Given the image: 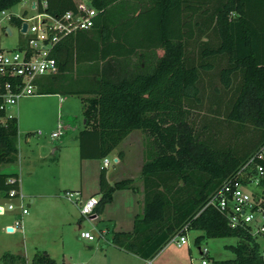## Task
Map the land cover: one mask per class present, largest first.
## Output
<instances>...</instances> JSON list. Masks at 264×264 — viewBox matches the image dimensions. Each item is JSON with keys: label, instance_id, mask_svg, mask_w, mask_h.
<instances>
[{"label": "trees", "instance_id": "obj_1", "mask_svg": "<svg viewBox=\"0 0 264 264\" xmlns=\"http://www.w3.org/2000/svg\"><path fill=\"white\" fill-rule=\"evenodd\" d=\"M19 1L0 0V10ZM36 1L40 12L53 16L74 11L78 4ZM88 4L97 11L93 25L62 37L51 55L58 69L84 70L89 76L43 75L35 84L39 95L83 96L84 123L76 136L80 160L105 158L131 131L144 135L141 209L133 216L131 230L113 232L110 243L149 260L186 226L184 234L200 231L195 245L207 238H237L227 247L233 258L209 257L208 264H264V253L244 229L228 227L220 213L204 206L212 190L233 177L264 141V0ZM203 84L208 91L204 110ZM247 99L256 103L254 120L240 114ZM16 136V118L6 117L0 125L4 197L18 190L17 174L1 170L17 162ZM105 168L99 169L93 213L109 202L113 191L135 190L130 178L109 184ZM0 261L27 264L9 252L2 253ZM29 264L53 260L44 250H35Z\"/></svg>", "mask_w": 264, "mask_h": 264}, {"label": "rangeland", "instance_id": "obj_2", "mask_svg": "<svg viewBox=\"0 0 264 264\" xmlns=\"http://www.w3.org/2000/svg\"><path fill=\"white\" fill-rule=\"evenodd\" d=\"M76 3L88 4V0H75ZM28 6V0H20L13 5L9 12L19 13L23 8ZM7 26L11 31L10 35L4 34L0 29V47L4 49H11L17 43L20 35L15 26L9 25L6 22L0 24ZM205 79V78H204ZM204 83V80H203ZM204 95L202 97L203 110L207 107L206 96L208 95L207 85L203 84ZM58 97H44L43 95L30 96L20 98L16 104L6 108L5 114L17 118L18 129L16 142L18 145V158L16 165L1 169L2 171H15L19 173L20 185L22 193H49L52 192L58 197L57 201H53L47 197L35 198L34 194L26 196L21 200L4 197L0 192V206L3 208V213L0 214V256L4 252L22 253L26 257L27 264L33 252L34 242L39 246L49 247L55 264H61L62 261L67 260L68 255L78 246L90 245L98 250L103 249L104 242L98 238L99 228H104L108 221H117V228H126L131 230L132 216L139 212L136 205L137 194L130 195V205L127 208H121L119 201L105 203L103 212L95 218L80 217L77 207L62 198L65 189L74 188L80 179L81 174L85 173L81 167V160L78 157V142L75 139L77 130L81 128V104L78 96L72 95L65 98L63 106H58ZM21 110L18 111V108ZM256 108V103L252 99H247L243 102L240 114L247 120H254L251 111ZM69 112V124L78 125V129L67 130L58 138L51 139L49 133L51 131V121L55 119L57 113ZM252 116V118L250 117ZM19 120V121H18ZM251 123H255L251 121ZM257 124V122L255 123ZM251 127V126H250ZM27 136V141L25 137ZM121 154H124V160L119 164L113 161L115 152L109 153L106 159L109 161L107 171L113 173L118 178H125L130 175L132 179V186L136 189H141V179L139 176L140 166L146 158V150L144 147V135L140 131H131L119 144ZM54 149V153H51ZM117 156V155H116ZM22 162L18 164V159ZM26 161H34L38 163L34 171H30L26 165ZM83 165L89 164L90 174L86 177V183L92 181L91 177L96 174V169L102 166V160H86ZM86 169V170H87ZM88 171H86V174ZM74 185V186H71ZM71 186V187H70ZM84 196V195H83ZM29 197L33 200L28 203ZM11 204L12 210H7V205ZM20 204L26 209L27 213L20 217L21 229L15 232H6L4 224L12 222L14 219H19ZM128 206V203L126 204ZM140 205V204H139ZM140 208V207H139ZM61 210L65 214L72 215L68 221H61L59 213ZM79 226V227H78ZM80 231H87L90 238L85 240H78L77 236ZM200 231L189 230L186 232V244L176 247L175 244L169 241L159 253L160 259L170 257L172 260L180 264H199L200 255L197 247L206 249V258L209 257L214 260H225L234 257V254L227 249L229 245H235L237 238L221 237V238H207L195 245L193 239L199 235ZM108 236V234H107ZM260 245L264 243L261 238H257ZM77 241L79 244H77ZM1 264V261H0Z\"/></svg>", "mask_w": 264, "mask_h": 264}, {"label": "built area", "instance_id": "obj_3", "mask_svg": "<svg viewBox=\"0 0 264 264\" xmlns=\"http://www.w3.org/2000/svg\"><path fill=\"white\" fill-rule=\"evenodd\" d=\"M41 8L45 3H40ZM10 9V8H9ZM9 9L0 10V24L3 22L15 26L20 38L11 49L0 47V125L5 122L6 108L16 104L20 98L37 95L35 80L43 75L57 72L55 58L51 55L56 43L69 34L80 30H87L93 25V18L97 11L86 4L79 2L76 9L65 11L59 16H53L38 10L36 0H28V6L19 13H11ZM12 19L16 23H12ZM22 24L25 25L21 31ZM1 31L10 35L7 26H1ZM63 130L62 121L59 120L54 131L49 133L51 139L57 138ZM102 160V167H107L109 161ZM116 160V159H115ZM112 162L115 163L113 160ZM264 141L246 159L240 169L231 178L224 179L208 195L204 206H211L220 213L230 228L244 229L259 245L257 238L264 243ZM240 179V180H238ZM9 179L8 182H12ZM8 198L22 200L18 190H10ZM62 198L77 207L82 218L92 215L98 198L95 196L82 197L78 191H64ZM7 210H12L11 204ZM0 207V214L3 213ZM26 209L20 204L19 219H14L9 232L21 229L20 217L26 214ZM186 230L184 226L178 234L169 241L176 247L186 244ZM7 232V231H6ZM79 236L90 238L87 231H82ZM200 260L199 264H208L206 249L197 247ZM145 264H150L145 260Z\"/></svg>", "mask_w": 264, "mask_h": 264}, {"label": "crops", "instance_id": "obj_4", "mask_svg": "<svg viewBox=\"0 0 264 264\" xmlns=\"http://www.w3.org/2000/svg\"><path fill=\"white\" fill-rule=\"evenodd\" d=\"M85 1H87V0H85ZM56 64H57V72L53 73V74H47V75H58V76H61V75L68 74L72 78H81V79L83 78L84 79V77H86L89 74L88 72H86L84 70L83 71L79 70L78 72L73 71L72 73H67L66 71H63L60 68L58 69L59 63L56 62ZM76 74H78V75H76ZM37 95H39V94H37ZM41 95H43L44 97H48V96L58 97V101H57L58 102V106L61 107V108L62 107H66L65 110L68 109V106H63V104L65 102V98L67 97V95H64V94H41ZM69 96H72V95H69ZM82 97L78 96V100H79V102L81 104V113H82V103H81V98ZM20 110H21V107L18 108V111H20ZM81 116H82V114H81ZM70 117L72 118V115L69 112H64L63 114L58 112L56 117H55V119H53L51 121V128L52 129H51L50 132L55 130L59 120H61L62 124H63V130H62V132H61V134L59 136L64 134L67 130L76 131L78 129V127H77L78 125L77 124L76 125L69 124ZM16 120H17V118H16ZM83 123H84V121H83V118H82L81 128L77 130V133H78L79 130L82 129ZM18 125H19V123H17V129H18ZM134 131H136V130H134ZM27 136L28 135H26V137H25V141L28 140ZM76 136H75V139H76ZM16 147H17V158H18V150L19 149H18L17 142H16ZM112 152H115V154L117 155V156L113 155V157H114L113 160L115 161L116 165L119 164V162L121 160L125 159L124 158L125 157L124 154H121V153L119 154L120 148L118 147V145L110 153H112ZM51 153H54V149H51ZM86 160L88 161V160H91V159H83V160H81V165L80 166L83 167V170H85V173L81 174V179H80L79 183L76 186L71 185V186H74V188L70 186L71 188L69 190L65 189L64 191H78L81 194V196L84 197V198L87 197V196H91V195H93V196L98 198V195H97L98 184H97V182H98L99 169L101 167L99 166L96 169V173H95L96 175L94 177H91L92 181L90 180L89 183H86L85 179H86V177H89V174H90V169H87V168H89L90 165L89 164L83 165L84 163H82V162H84ZM92 160H96V159H92ZM20 162H22V159L19 158L18 159V164H17L18 167H19V163ZM25 163H26V165H27V167H28V169L30 171H34L35 170V166L38 165V163H36L34 161H26ZM10 167H12V166H10ZM107 167L105 168V177H106V180L108 181V183L112 184L114 181L120 180V178L114 176L113 173H109L107 171ZM86 171H88L87 174H86ZM4 172H14V173H16L15 171H4ZM17 178H18V191L20 192V194L22 195L23 198L25 197V195L26 196H30V194H34V197L36 199L37 198H41V197H47V198H50L53 201L54 200L55 201L58 200V197L56 196V194H54L52 192H49V193H43V192L33 193L32 192V193L24 195L22 193V187L20 185L19 173L17 174ZM125 178H131V177L129 175V176L125 177ZM121 179H123V178H121ZM132 193L137 194V198H136L135 202H136V205H137L138 209H141L142 192H141V189H136V188H135L134 191H132L131 189H128V188H124V189L113 191L112 194H111V198L109 200V203L113 202L114 200L119 201L120 207L121 208H125L128 211L127 208L129 207L130 202H131L129 194H132ZM32 201L33 200L29 197L28 203H26V206H29V203H31ZM127 203H128V206L126 205ZM103 206L104 205H102V207L98 210V212L92 213L90 218L92 219V218L98 217L97 215L98 214L100 215L103 212ZM138 211H140V210H138ZM136 213H138V212H136ZM135 214H133V216ZM59 216H60L61 221H64V222L68 221L69 219H71L70 217H72V215L69 214V213L65 214L63 212V210H61V213H59ZM133 216H132V219H133ZM9 225H11V223L10 222H6L4 224V227H7ZM131 227H132V221H131ZM21 228H22V226H21ZM119 231H130V230H126V228H123V230H121V228H117V221H115V220H112V222L108 221L107 224H105L104 228H99L98 233H97L98 238H100L102 240V242H104V246L105 247L103 249L98 250V248H93L90 245H82L80 247V249H79L78 246H80V245H78L77 248L75 250H72V252L68 255V257H67L68 259L65 260V261H62L61 264H145V260H142V259L138 258L134 254L126 253V252L116 248L114 245H112L110 243V238H111L112 233L113 232H119ZM80 232H82V231H80ZM107 234H108V236H107ZM77 239L78 240H85L84 238H81L79 236V234L77 236ZM77 244H79L78 241H77ZM33 249H34L33 252L35 250H44L48 254V256L53 260V264H55V259H54L53 254H52V252H51V250H50V248L48 246L47 247H45V246L41 247V246H39L38 244H36L34 242ZM33 252H32V254H33ZM160 252H161V250L152 259H149L150 264H180L177 261L172 260L170 257L165 258L164 260H161L160 259L161 255L159 256ZM9 253H11V252H9ZM12 254L21 255L22 257H24V259L26 261V257L22 253H12ZM32 254H31V256H32ZM26 263H27V261H26Z\"/></svg>", "mask_w": 264, "mask_h": 264}, {"label": "water", "instance_id": "obj_5", "mask_svg": "<svg viewBox=\"0 0 264 264\" xmlns=\"http://www.w3.org/2000/svg\"><path fill=\"white\" fill-rule=\"evenodd\" d=\"M24 29H25V25L22 24V26H21V31H24ZM5 231L9 232V231H11V228H10V227H6V228H5Z\"/></svg>", "mask_w": 264, "mask_h": 264}]
</instances>
